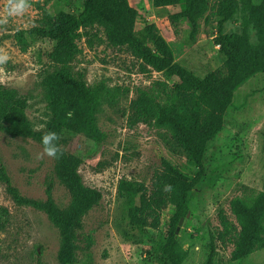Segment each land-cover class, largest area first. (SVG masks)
Listing matches in <instances>:
<instances>
[{"label":"rangeland","instance_id":"obj_1","mask_svg":"<svg viewBox=\"0 0 264 264\" xmlns=\"http://www.w3.org/2000/svg\"><path fill=\"white\" fill-rule=\"evenodd\" d=\"M83 0H73L67 10L79 13ZM138 11L134 31L141 36L146 23H153L170 46L173 59L199 78L213 71L225 72V56L216 43L217 21L222 17L223 0H209L208 10L199 21L195 39L183 18L174 19L178 5L154 6L152 0H128ZM31 7L22 16L10 17L0 25V56L9 60L0 65V85L26 100L24 115L36 130H44L53 113L47 104L43 79L60 68L50 57L54 42L26 32L55 15L57 0H29ZM261 0H234L235 14L224 23V31H242L247 10ZM6 0H0V15ZM19 31H25L23 37ZM75 43L78 53L66 70L87 85L104 87L95 119L104 133L95 142L83 133L65 132L61 146L82 158L78 171L84 184L96 188L101 199L84 216L82 233L91 234L89 246L81 236L78 264H166L162 243L173 212L170 203L159 213V226L138 227L122 215L116 196L120 178L132 179L151 189L155 173L166 158L183 174L194 177L196 166L187 162L184 152L168 130L153 120L130 122L129 104L138 88L153 86L162 101L175 93L176 77L144 65L131 49L115 46L106 39L105 26L95 23L80 29ZM252 52L240 71L242 81L234 90L225 111L222 129L209 142L204 172L190 193L188 212L176 228V240L185 254L182 264H264V248L240 260L231 259L233 242L216 239L221 229L219 214L235 222L230 200L247 189L264 190V71H253L255 53H264V32L249 25ZM70 114H67V117ZM0 120V163L5 166L19 194L44 200L51 186L54 201L65 207L68 190L53 175L54 159L38 158L43 146L27 136H14ZM135 203L139 202L136 195ZM6 211V225L0 227V264H59L60 235L47 215L34 207L18 205L0 181V210ZM4 220V217L2 218ZM211 236L212 240H211ZM264 236V231L261 233Z\"/></svg>","mask_w":264,"mask_h":264},{"label":"trees","instance_id":"obj_2","mask_svg":"<svg viewBox=\"0 0 264 264\" xmlns=\"http://www.w3.org/2000/svg\"><path fill=\"white\" fill-rule=\"evenodd\" d=\"M72 3L73 0H57V13L46 15L41 24L26 31L54 42L49 55L60 64V68L47 73L43 79L47 104L53 113L51 119L44 130L32 128L24 115L25 98L0 85V120L3 117L7 120L3 128L14 136L30 137L41 146L42 135L48 131L60 135V146L65 132L74 135L83 133L95 142L102 140L104 133L96 123L95 111L104 87L87 85L66 70L67 64L79 51L75 43L81 37L79 30L95 23L105 26L106 39L110 44L126 45L144 65L161 72L167 79L176 77L178 82L173 84L175 93L165 101L154 92L153 86L138 88L129 104V121L153 120L157 127L168 130L184 152L187 162L196 166L195 176L183 174L161 157V166L155 173L151 189L141 182L123 177L117 182L116 196L124 218L138 227L157 228L161 209L167 203L172 205L173 212L160 253L166 264H182L185 254L176 240V228L180 218L187 214L190 193L203 175L208 144L222 129L225 111L232 102L234 90L242 81L240 71L252 52L249 25H253L260 34L264 32V0L248 8L240 33L224 31V23L235 14V5L234 0H223V14L217 21L215 40L225 56V72L213 71L203 78L174 61L170 46L153 23L144 25L141 36L135 33L134 25L139 14L128 0H83L79 13L67 10ZM152 3L154 6L178 5L179 12L173 18L185 19L190 37L195 39L209 0H152ZM24 32H18L20 38ZM255 57L252 70L264 71V53H255ZM67 114L70 116L67 117ZM61 148L63 156L54 159L53 175L70 194L65 207L56 204L51 186H47L44 200L19 194L3 163H0V181L15 203L43 211L57 227L60 235L58 263L78 264L81 236L87 246L93 242L91 234L84 235L81 231L83 216L99 202L102 194L84 184L78 171L82 158ZM166 185H170L171 190L165 191ZM136 195L138 203L133 200ZM230 210L235 222L220 213L221 229L216 239L222 243L233 242L231 259L240 260L256 249L264 248V236H261L264 231V190L247 189L233 197ZM5 216L6 211L0 210V227L6 225Z\"/></svg>","mask_w":264,"mask_h":264},{"label":"clouds","instance_id":"obj_3","mask_svg":"<svg viewBox=\"0 0 264 264\" xmlns=\"http://www.w3.org/2000/svg\"><path fill=\"white\" fill-rule=\"evenodd\" d=\"M31 7L29 0H6L4 5L3 14L0 15V25H6L10 17L22 16L28 8ZM0 51H4L0 49ZM9 60V56L6 54L0 56V65L6 64ZM3 72V69L0 68V73ZM61 139L60 135L54 131L45 132L42 135L41 143L43 145V150L41 153H38V158H43L45 155L53 158L59 159L63 156V150L58 144V141ZM171 190L170 185L165 186V191Z\"/></svg>","mask_w":264,"mask_h":264},{"label":"water","instance_id":"obj_4","mask_svg":"<svg viewBox=\"0 0 264 264\" xmlns=\"http://www.w3.org/2000/svg\"><path fill=\"white\" fill-rule=\"evenodd\" d=\"M181 220V219H180Z\"/></svg>","mask_w":264,"mask_h":264}]
</instances>
